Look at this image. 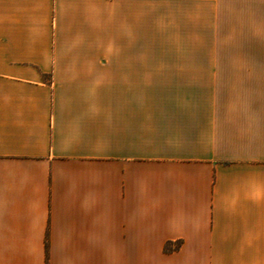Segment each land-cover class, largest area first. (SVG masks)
<instances>
[{
  "label": "crops",
  "instance_id": "1",
  "mask_svg": "<svg viewBox=\"0 0 264 264\" xmlns=\"http://www.w3.org/2000/svg\"><path fill=\"white\" fill-rule=\"evenodd\" d=\"M230 1L0 0V264H264V63L209 62Z\"/></svg>",
  "mask_w": 264,
  "mask_h": 264
},
{
  "label": "rangeland",
  "instance_id": "2",
  "mask_svg": "<svg viewBox=\"0 0 264 264\" xmlns=\"http://www.w3.org/2000/svg\"><path fill=\"white\" fill-rule=\"evenodd\" d=\"M235 2H238L235 3ZM238 25L209 39V62L264 63V0H232Z\"/></svg>",
  "mask_w": 264,
  "mask_h": 264
},
{
  "label": "trees",
  "instance_id": "3",
  "mask_svg": "<svg viewBox=\"0 0 264 264\" xmlns=\"http://www.w3.org/2000/svg\"><path fill=\"white\" fill-rule=\"evenodd\" d=\"M170 250H171L170 245L167 244V245L164 247V251H165V252H169Z\"/></svg>",
  "mask_w": 264,
  "mask_h": 264
}]
</instances>
